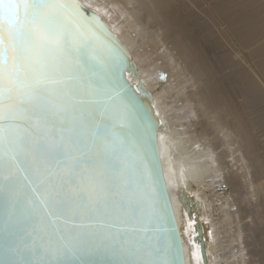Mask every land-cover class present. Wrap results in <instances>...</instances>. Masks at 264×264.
I'll return each instance as SVG.
<instances>
[{"label":"snow or ice","instance_id":"snow-or-ice-1","mask_svg":"<svg viewBox=\"0 0 264 264\" xmlns=\"http://www.w3.org/2000/svg\"><path fill=\"white\" fill-rule=\"evenodd\" d=\"M126 59L78 0H0V264H184Z\"/></svg>","mask_w":264,"mask_h":264},{"label":"bare ground","instance_id":"bare-ground-1","mask_svg":"<svg viewBox=\"0 0 264 264\" xmlns=\"http://www.w3.org/2000/svg\"><path fill=\"white\" fill-rule=\"evenodd\" d=\"M83 1L168 123L160 144L187 264H205L202 245L207 264H264V0Z\"/></svg>","mask_w":264,"mask_h":264},{"label":"water","instance_id":"water-1","mask_svg":"<svg viewBox=\"0 0 264 264\" xmlns=\"http://www.w3.org/2000/svg\"><path fill=\"white\" fill-rule=\"evenodd\" d=\"M78 3L86 11V14L95 15L102 22V24L106 28L107 32L110 33L111 36H113L115 38V40L118 42L120 48L126 54V58H127L126 59V65H125L126 68H127V71L124 73V79L127 80L128 83L132 86V90L133 91H135L138 87L142 86L143 89H144V93L145 94L143 96H141V102L146 107L151 105V111H152V114H153V116L155 118L156 126H157V129H158L156 131V133H155V136H154V144H155L156 155H157L158 160H159V169H160V173H161V176H162L163 186H164L165 190L167 191L168 200H169V203H170V206H171V213H172V215H173V217L175 219V229H176V235L178 237V246H179V249H180L181 254H182L183 262H184V264H187L185 246H184V242H183V238H182V234H181V230H180V226H179L176 210H175V207H174V201L172 199V195H171V192H170V189H169V183L167 181L166 172L164 170L162 148H161V144H160L161 143L160 142V134L164 133L165 131H167L168 123L166 121H164L162 119L161 115L159 114V111H158L157 105H156V101H155V98H154L152 92L145 86L143 81L140 80L139 71L137 69L136 63H134V60H133L132 55L130 53V50L121 41V39L114 32V30L110 27L108 22L102 17V15H100L97 11L91 9L88 6V4L85 1H83V0H78ZM134 79H137L139 82L136 83L134 81ZM137 95H140V94L137 93ZM195 239L197 240V237ZM201 253H202V257H203L204 263L207 264L205 250H204L203 245H202V248H201Z\"/></svg>","mask_w":264,"mask_h":264},{"label":"rangeland","instance_id":"rangeland-1","mask_svg":"<svg viewBox=\"0 0 264 264\" xmlns=\"http://www.w3.org/2000/svg\"><path fill=\"white\" fill-rule=\"evenodd\" d=\"M167 49V48H166ZM172 67H173V64H170ZM174 68V67H173ZM175 69V68H174ZM172 70V69H171ZM178 71H176V75L178 76ZM172 75H173V77H174V71L172 70ZM173 77H172V79H173ZM166 82H168V80L166 79L165 80ZM171 84V83H170ZM159 85H163L164 86V80H162L161 81V83L159 84ZM167 87V86H166ZM166 87H164V88H166ZM168 93H169V96H170V98H174V97H176V96H180V93H179V91L176 89V88H174L173 86H171V88H170V90L168 91ZM182 96H183V94H182ZM166 98H168V96H166ZM193 111H191L190 110V107H189V105L186 107V109H184V110H181V111H177V115H178V117L180 118V120L182 121V122H186L187 120H192L193 118L191 117V113H192ZM216 172V171H215ZM225 187V186H224ZM253 202H255L254 201V199L252 200ZM248 205L251 207V203H250V201H248ZM228 208L230 209V206H228ZM232 210H235V208H233L232 207ZM231 210V211H232ZM227 215H229V213H227ZM235 221H237L236 219H234ZM231 222H233V220H231V221H228V225L229 224H231ZM227 235H222V241H221V243L222 242H224L226 239H227ZM220 246H222V245H219V247ZM229 247H231V246H229Z\"/></svg>","mask_w":264,"mask_h":264}]
</instances>
